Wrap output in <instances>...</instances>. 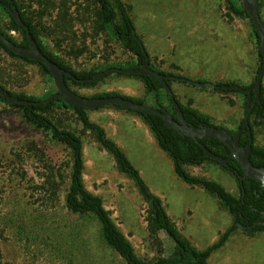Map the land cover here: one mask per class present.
<instances>
[{"label": "rangeland", "instance_id": "1", "mask_svg": "<svg viewBox=\"0 0 264 264\" xmlns=\"http://www.w3.org/2000/svg\"><path fill=\"white\" fill-rule=\"evenodd\" d=\"M16 1L26 17L36 24L44 49L74 71L95 72L105 66L124 67L133 63L132 55L124 50L121 42L107 30L99 29L94 0ZM122 1L129 8L135 34L156 70L210 84L233 83L244 87L249 80L253 83L260 59L251 25L245 18H229L225 0ZM64 12L66 15L60 17ZM0 15L5 31L7 19L1 11ZM260 15L264 22V0ZM11 35L18 40L16 33ZM0 84L8 91L35 98L55 93L51 78L37 65L12 59L1 51ZM171 89L182 105L190 104L193 109L203 111L214 126L234 131L243 119L245 100L241 94L217 93L210 88L175 81ZM71 90L86 98L119 94L142 100L147 106L154 105L142 82L133 77L113 74L95 86H71ZM160 103L167 106L163 98ZM49 115L55 124L81 138L84 184L89 192L103 200L105 209L137 257L153 262L158 257L169 256L173 252L172 243L163 231L150 232L148 205L132 180L117 170L113 158L89 133L83 132L72 112L54 109ZM87 115L92 123L103 128L106 137L139 172L184 238L197 245L195 235L200 241H207L217 230L222 233L211 218L217 200L199 188L188 187L176 177L170 158L148 138L144 131L146 125L143 129L133 123L142 122L138 116L109 107L87 111ZM228 119L232 121L229 123ZM250 123L254 145L264 148V128L255 125L251 118ZM71 165L70 152L64 146L30 126L20 108L0 101V218L7 224L0 225V264H62L41 256L36 258L26 251L25 236L19 239L13 232H22L29 239L31 231L36 229V216L44 213L51 225L54 221L67 222L64 200ZM188 170L193 176L221 184L234 197L239 196L235 179L220 166L204 163ZM47 179L54 182L52 203L41 201L40 197L47 199L48 194H38V187ZM188 211L194 212L193 218L189 219ZM222 214L228 219L225 211ZM187 221L194 231L182 224ZM88 225L97 231V226L90 221L83 224ZM234 234L236 240L231 239L222 251L213 254L214 262L221 255L224 260L210 264H264V233L248 235L238 229ZM240 246L242 249L238 250ZM112 258L113 264H124L116 256Z\"/></svg>", "mask_w": 264, "mask_h": 264}, {"label": "trees", "instance_id": "2", "mask_svg": "<svg viewBox=\"0 0 264 264\" xmlns=\"http://www.w3.org/2000/svg\"><path fill=\"white\" fill-rule=\"evenodd\" d=\"M96 3L95 16L98 20L99 29L107 30L116 40L121 42L124 50L132 55L134 61L127 66H105L98 68L95 72L80 73L71 69L68 65L60 62L56 56H52L45 49L41 40L39 31L35 23L24 14L22 7L16 0H0V3L9 8L11 5L17 9L22 22L28 26L30 34L35 40L40 51L53 63L59 66L61 69L70 73L72 77H64L66 86L71 90V86L78 87H92L96 83H82L81 80L91 79L96 73L101 70L108 68L128 69L138 68L144 64L145 58L148 54L141 42L138 43L137 37L135 39L132 35L135 32L133 21L130 17L129 8L123 3L122 0H94ZM228 6V17L245 18L249 21L252 32L255 37L256 46L258 45V36L255 33L253 26L246 13L243 12L241 5L238 0H225ZM263 0H259V15ZM65 6V5H63ZM0 11L6 16L7 23L5 24L6 29L3 31L0 15V33L4 35L11 43L16 46L26 47V33L17 25L11 18L7 9L0 6ZM64 14L60 17H64ZM261 18V15H260ZM262 20V18H261ZM263 21V20H262ZM264 23V22H263ZM115 28V30H114ZM14 32L18 35V40L11 35ZM257 49V47H256ZM0 51L6 54L12 59H17L25 62L26 64L37 65L51 80L52 77L46 70V68L37 62L27 60L23 57L13 54L10 52L1 42ZM257 54L260 59V64L256 72V76L261 69L262 56L257 49ZM150 62V59H149ZM150 67L157 71L161 75L174 76L175 80H166V84L171 90L172 82H180L185 85L194 86L188 83V79L183 76H176L167 74L156 70L150 62ZM118 76L133 77L142 82L145 88V92L151 95L153 98L151 107H157L155 103H159L158 108L160 110H167L169 113L172 111L171 101L168 95L165 93L161 84L154 77H142V76H127L121 73H117ZM254 78V81L256 79ZM253 83L248 87L249 88ZM194 83L204 84L201 81H192ZM215 86L221 87L223 85H233V83H217ZM0 86L6 90L11 96L18 98L19 100L31 102L30 105H10L0 97V101L13 108H20L23 111L26 122L37 130H41L51 137V139L64 146L71 155V170L69 173V187L64 200L65 218L67 222H60L51 225L45 218H48L44 213L37 215L34 221L36 229L31 231L32 236L29 239L22 232L14 233L17 234L19 239L25 236L27 250L32 253L33 256L43 257L45 259L60 261L62 264H113V258L116 256L124 264H208V259L217 250H219L229 238L239 229L236 224H240L243 228L247 226H253L255 223L263 222L264 217V189L260 183L255 182L252 179L239 180V176L242 175V171L239 165L234 160L228 162V168H220L232 176L237 184L239 190V196L234 197L230 194L225 187L221 184L207 180L202 177L191 175L186 168L187 167H198L204 163H211L217 166L218 163L202 157L203 146L205 149L213 153L214 155L226 160L229 157V150L227 147L222 145L218 140L213 139L210 141H193L188 137H182L180 134L172 129L165 127L163 120L160 117L153 115H143L130 110H125L132 113L139 118L149 127L152 134L155 136L158 147L163 151L172 161L173 172L178 179L184 184L190 187H197L210 195L214 196L224 210H226L232 217V225L220 235L218 240L206 248L205 250H197L190 242L184 238L175 224L166 215L165 209L160 199L153 195L145 182L142 180L139 172L131 165L124 153L117 147V145L106 137L105 131L99 125L92 123L89 120L87 111L83 109L72 108L66 105L63 101L57 99L50 102L48 105H44L43 102L54 93H48L42 98H35L27 96L21 93H14L8 91L4 86ZM52 86L57 92L56 87L52 80ZM72 91V90H71ZM217 93H238V91L228 90L225 91L221 88L213 89ZM75 93L74 91H72ZM76 94V93H75ZM173 94V93H172ZM246 98L245 95L241 94ZM106 97H121L124 99L131 100L134 103L146 105L142 100L129 98L119 94H99L91 98H106ZM174 100L178 103L181 112L183 114L186 123L193 127L214 126L205 115L199 113L196 109H193L190 104L182 105L176 96L173 94ZM86 98V97H85ZM160 98L167 101V106H162ZM114 108L116 110L123 109L119 106L110 105L106 106ZM57 109L63 112H72L80 123L83 132L90 134L92 139L114 160L117 170L128 177L134 183L139 195L142 200L148 205V228L150 232L163 231L170 242L172 243L173 252L167 257H158L153 262L143 261L137 257L134 248L125 238V236L119 231L114 221L112 220L110 213L105 209L103 200L88 191L84 184L83 171H84V160H83V143L81 138L76 135L73 131L63 129L62 127L55 124L51 118L50 113ZM243 110L245 112V103L243 104ZM260 114L264 118V88L261 84L260 104H257L253 109L250 117L257 116ZM243 120L241 121L239 128L241 127ZM255 125H259L264 128V123L257 122L253 119ZM238 128V129H239ZM251 135L253 138V144L250 152V162L257 168H264V148L257 147L254 145V130L253 125L249 123ZM231 136L236 134L235 132H229ZM248 144V136L243 134L239 140L240 146ZM52 180V178H51ZM50 179L40 185L38 194H48L49 197L41 201H49L52 203L54 196V182ZM91 222L97 226V231L92 226H83L86 222ZM3 220L0 218V225H3ZM55 223V224H54ZM79 223V225H78ZM5 224V223H4ZM7 226V224H5ZM244 230V229H241ZM248 235H254L264 232V225L258 224L251 230H244ZM33 244H32V243ZM35 243V244H34ZM33 246V247H32ZM182 252L185 255H182ZM175 254H179L181 257L178 258ZM185 259V260H184Z\"/></svg>", "mask_w": 264, "mask_h": 264}, {"label": "water", "instance_id": "3", "mask_svg": "<svg viewBox=\"0 0 264 264\" xmlns=\"http://www.w3.org/2000/svg\"><path fill=\"white\" fill-rule=\"evenodd\" d=\"M241 8L244 13L247 14L255 33L258 36V45L257 49L262 56V64L261 69L258 72L254 84L249 88H241L235 84L233 85H223L221 87L215 86L210 83H194L188 80V83L193 84L196 87H205L210 89H218L221 88L225 91L233 90L238 91L241 94L245 95V112L243 122L241 124L240 129L237 131L235 136H231L230 133L224 128L217 127H208V126H200L193 127L186 123L184 120L183 114L178 103L174 100L172 91L166 84V80H175L174 76H165L159 74L157 71H154L150 67L149 58H145V62L138 68H128V69H118V68H108L104 71L96 73L91 79L81 80L82 83H97L106 77L121 73L127 76H142V77H154L163 87L165 93L168 95L169 100L171 101L172 113H169L167 110H160L157 107H151L139 103H134L131 100L124 99L121 97H106V98H85L73 93L65 84L64 77H72L70 73L61 69L51 60H49L39 49L32 35L30 34L28 26H26L21 17L15 8V6L11 5L7 11L10 13L12 20L19 25L26 33L27 46L20 47L11 43L4 35L0 33V42L13 54L23 57L27 60L34 61L42 64L48 73L51 75L53 83L56 87L57 92L48 97L43 104L48 105L50 102L54 100H61L66 105L72 108L83 109L86 111H95L101 109L106 106L115 105L121 107L123 110H130L133 112H137L143 115H153L160 117L165 127L177 131L180 136L188 137L193 141H210L213 139L218 140L222 145L227 147L230 154L229 157L224 160L203 146V155L201 158L206 157L218 163L219 166L228 168V162L230 160L236 161L239 165L242 175L239 176V180L242 179H252L257 183H260L262 188L264 189V168H257L253 166L250 162V152L251 146L253 144V138L251 135V130L249 128L250 123V115L253 111V108L256 104H260V94H261V84L264 78V23L259 15V0H238ZM0 6L4 7L0 3ZM115 30V28H114ZM133 37L137 39L135 32L132 33ZM138 43L140 41L137 39ZM0 97L5 100L10 105H30L31 102L19 100L18 98L11 96L6 90H4L0 86ZM263 119L259 118L257 122H261ZM246 134L248 136V144L245 146L239 145V140L242 134ZM258 223H255L252 227L247 226L243 228L240 224H236V227L244 230H251L255 228ZM184 256L185 253L182 252ZM176 257L180 258L179 254H175ZM185 260V259H184Z\"/></svg>", "mask_w": 264, "mask_h": 264}, {"label": "crops", "instance_id": "4", "mask_svg": "<svg viewBox=\"0 0 264 264\" xmlns=\"http://www.w3.org/2000/svg\"><path fill=\"white\" fill-rule=\"evenodd\" d=\"M11 33H14V32H11ZM254 77H255V75H254ZM249 83L247 84V86H245V87H248L250 84H251V81L249 80L248 81ZM262 84H263V80H262ZM196 87V86H195ZM199 88V87H198ZM171 91H172V93H173V91H174V89H171ZM199 113H201V114H203V111H199L198 109H196ZM204 115V114H203ZM141 119V118H140ZM141 121H142V119H141ZM227 122H231L232 121V119H228V120H226ZM241 121H242V119L238 122V126H239V124L241 123ZM143 122V121H142ZM142 122H136V121H133V123L134 124H136V125H138L139 127H142V126H144V125H146L144 122L142 123ZM233 124V123H232ZM234 125V124H233ZM220 126V125H219ZM237 126V127H238ZM145 127V129H144V131L146 132V134H147V136H148V138H150V140H151V142L152 143H154V145H155V147H157L158 149H159V147H158V144H157V141H156V138H155V136L152 134V132L150 131V129H149V127L146 125V126H144ZM220 127H222V126H220ZM236 127V128H237ZM222 128H224V126L222 127ZM226 128V127H225ZM228 129V128H227ZM236 130V129H235ZM118 147V146H117ZM120 149V148H119ZM160 150V149H159ZM161 151V150H160ZM163 152V151H162ZM165 154V153H164ZM186 170L189 172V170H188V167L186 168ZM190 173V172H189ZM180 180V179H179ZM188 186V185H187ZM188 187H190V186H188ZM190 188H197V187H190ZM200 189V188H199ZM202 190V189H201ZM204 191V190H203ZM207 193V192H206ZM209 194V193H208ZM210 195V194H209ZM210 196H212V195H210ZM212 197H214V196H212ZM215 198V197H214ZM216 199V198H215ZM217 200V199H216ZM223 211H225L227 214H228V219L227 218H224L223 217V214H222V212ZM187 215H188V217H189V219L190 218H193V216H194V212H191V211H188L187 213H186ZM211 218H213V220H214V223H215V225L216 226H218V227H220L221 229H222V233H224L231 225V221L233 222V220H232V217L230 216V214L226 211V210H224L223 208H222V206L219 204V202H218V200H217V202H216V206H215V210H214V214H213V217H211ZM188 222L189 221H187V222H183L182 224H184V225H186L187 226V229H189V230H192V231H194V229H192V228H189L188 227ZM176 226V225H175ZM176 228L178 229V231L180 232V228L179 227H177L176 226ZM222 233H220V232H218V230H217V234H214V236L210 239H208L207 241H200L199 239H198V237L195 235V237H196V240L198 241V244L197 245H193V244H191L194 248H196L197 250H205L206 248H208L209 246H211L212 244H214L217 240H218V238L220 237V235L222 234ZM264 233V232H263ZM181 234V233H180ZM260 234V233H259ZM258 234V235H259ZM217 235V236H216ZM235 234H233L230 238H229V240L225 243V245L228 243V242H230V240L231 239H234V240H236V238H235V236H234ZM233 240V241H234ZM189 241V240H188ZM211 241V242H210ZM190 242V241H189ZM200 242V243H199ZM204 243V244H203ZM211 243V244H210ZM208 244V245H207ZM224 245V246H225ZM224 246H222L219 250H217L216 252H214V253H217L218 251H222V249H223V247ZM201 247H205V248H201ZM242 249V247L240 246V248L238 249V250H241ZM234 250V249H233ZM213 253V254H214ZM213 254H211V256L209 257V259H208V264H210V263H215V262H217V263H219L220 261L222 262L223 260H224V258H223V256L221 255V256H219V257H217V259H216V257H215V262H214V256H213ZM213 256V257H212Z\"/></svg>", "mask_w": 264, "mask_h": 264}, {"label": "flooded vegetation", "instance_id": "5", "mask_svg": "<svg viewBox=\"0 0 264 264\" xmlns=\"http://www.w3.org/2000/svg\"><path fill=\"white\" fill-rule=\"evenodd\" d=\"M2 5H3V4H2ZM1 7H2V6H1ZM3 8L8 9L5 5H4ZM8 13H9V12H8ZM9 14H10V13H9ZM244 102H245V101H244ZM256 105H257V104H256ZM256 105H255V106H256ZM255 106H254V108H255ZM254 108H253V109H254ZM171 113H172V111H171ZM243 118H244V116H243ZM250 118H251V119H254V118H255L256 121H257L259 118H261V119H263V121H261V123H264V118H262V117L260 116V114H258L256 117L253 116V117H250ZM242 120H243V119H242ZM239 125H240V124H239ZM238 128H239V126H238V127L236 128V130H234V131H233V130H230V129H227V128H224V129H226L228 132H235V131H236V133H237V131L240 129V128H239V129H238ZM243 134H244V133H243ZM243 134H242V135H243ZM242 135H241V136H242ZM245 135H246V134H245ZM234 136H235V135H234ZM240 138H241V137H240ZM262 216L264 217V214H262ZM259 223L262 224V225H264V221H263V222H258V224H259Z\"/></svg>", "mask_w": 264, "mask_h": 264}]
</instances>
